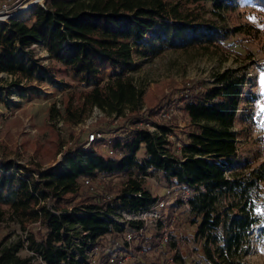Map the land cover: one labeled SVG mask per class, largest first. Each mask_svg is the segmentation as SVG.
<instances>
[{
	"label": "trees",
	"instance_id": "trees-1",
	"mask_svg": "<svg viewBox=\"0 0 264 264\" xmlns=\"http://www.w3.org/2000/svg\"><path fill=\"white\" fill-rule=\"evenodd\" d=\"M205 1L215 18L201 10ZM246 2L264 9V0H44L31 5L29 18L0 21V72L14 76L13 84L47 77L56 82L35 55L40 45L84 86L61 107L53 101L50 119L60 116L74 124L94 106L122 118L105 130V138L87 144L86 136L60 149L47 167L0 157V221L9 217L22 229L40 224L26 230L19 244L2 246L0 264H34L31 255L18 253L21 246L46 264H94L84 251L97 243L104 252L98 264H104L113 249L102 237L140 225L132 220L121 225L120 211L143 210L157 200L146 185L148 176L189 191L188 220L192 240L201 246V264H247L250 231L264 222V160L255 163L260 151L241 153L237 145L234 126L251 119L247 105L256 95L244 96L250 81L245 66L217 70L209 81H186L169 93L138 88L130 74L142 56L166 47L220 48L231 35L255 32L246 22L220 21L221 11L233 12ZM180 117L186 120L181 129ZM102 140L112 154L99 151ZM162 225L159 219L157 227Z\"/></svg>",
	"mask_w": 264,
	"mask_h": 264
},
{
	"label": "rangeland",
	"instance_id": "rangeland-1",
	"mask_svg": "<svg viewBox=\"0 0 264 264\" xmlns=\"http://www.w3.org/2000/svg\"><path fill=\"white\" fill-rule=\"evenodd\" d=\"M26 1L34 6L44 2V0H0V6L4 2L8 5L7 11L0 7L2 16L0 21L9 17L29 18L31 5L24 13L3 17V15L18 10ZM202 6L201 10L205 16L216 17L211 11L213 7L210 1L203 2ZM221 13L225 18V20L219 18L221 22L229 24L246 22L256 31L251 34L243 32L231 35L221 44L220 48L166 47L155 56H142L141 65L130 70V74L138 88H145L147 91L159 88L169 93V91H180L186 81L190 83L201 80L209 81L217 70L244 65L250 78L244 89V96L248 94L254 97V94L256 95L252 102L250 101L249 104L247 102V106L252 109L251 119L247 122H237L234 128L239 131L237 137L239 152L247 153L254 149L260 151L255 161L257 163L264 160V9L246 2L233 12L221 11ZM34 48L35 55L41 59L43 64L51 68L56 82L47 77L32 81L24 79L18 85L13 84L14 76L0 72V157L15 158L22 163L37 164L43 168L52 165L60 157V149L72 145L74 140L88 137L92 130H101L107 135L105 130L116 125L122 118L115 113L107 114L94 106L79 122L74 124L66 122L60 116L50 119L48 109L53 101L61 107L62 101H66L70 93L77 97L84 86L74 79L67 67L51 58L42 46L36 45ZM135 59H138V56H135ZM145 108L146 104L142 106V109ZM163 115H168V112H164ZM185 124L184 118H178L180 129ZM99 127H105V129H97ZM70 130L73 131L71 136H69ZM177 132L180 134L179 129ZM171 138L175 139L176 136L171 135ZM61 141L64 144H61ZM99 151L106 152V146L101 145ZM142 152L143 150L140 149L138 156H141ZM145 182L157 198L166 194L168 187L158 177L148 176ZM93 186L95 187L96 183L90 186L89 191H92ZM261 190L264 197V181ZM162 212L163 223H166L165 227L168 226L172 234L171 240L162 243L160 241L161 229L157 227V224H148L142 236L132 241L131 256L126 264H147L148 260L156 264L205 263L200 244L192 240L194 227L188 220V209L180 202L174 201L168 204ZM173 214L175 220L171 225L170 218ZM32 226L38 228L40 224L32 222L22 229L16 220L5 217L0 221V248L13 243L19 244L21 240H24L26 230ZM263 228L264 222L255 225L250 231L247 243L248 252L244 256L247 264H264ZM122 240L123 233L120 229H114L102 237L106 248ZM151 240L155 242L153 247H150ZM18 253L27 256V251L22 246Z\"/></svg>",
	"mask_w": 264,
	"mask_h": 264
},
{
	"label": "built area",
	"instance_id": "built-area-1",
	"mask_svg": "<svg viewBox=\"0 0 264 264\" xmlns=\"http://www.w3.org/2000/svg\"><path fill=\"white\" fill-rule=\"evenodd\" d=\"M7 3L4 2L1 4V8L7 11ZM106 134H104L101 130H92L87 137V144L95 139L99 138H105ZM101 145L106 146V152L108 154H112L113 150L108 145V141L102 140ZM86 183H90L89 179H85ZM165 195L160 196L157 198V200L148 208L139 210L136 212H127V211H120L119 215L116 217V221L120 222L121 225L125 224L126 221L132 220L136 223L139 222L138 227H134L133 229L126 228L122 231L123 233V240L122 242H115L114 245L111 246L113 249L112 252L108 255V257L105 259L104 264H126L127 259L131 256L130 250H131V243L134 240V238L139 237L140 234L143 232L144 228L148 224H157L159 219H162L163 212L162 210L166 209L168 207V204L180 199L182 201V204L187 209L190 208L188 203V197H189V191L187 189L184 190H171L169 188L166 189ZM175 220L174 214L170 218V224L172 225L173 221ZM39 223L38 221H35ZM166 223H163L161 226V233H160V241L163 243L168 242L171 240L172 234L170 231V228L165 227ZM170 227V226H169ZM168 228V229H167ZM26 233V232H25ZM25 251H27V255L32 256V262L34 264H46L44 259L38 255L33 249H29L26 246L24 247ZM102 252L100 250V244H94L88 249L84 251V255L87 261L92 262L94 264H98L101 262V255Z\"/></svg>",
	"mask_w": 264,
	"mask_h": 264
},
{
	"label": "bare ground",
	"instance_id": "bare-ground-1",
	"mask_svg": "<svg viewBox=\"0 0 264 264\" xmlns=\"http://www.w3.org/2000/svg\"><path fill=\"white\" fill-rule=\"evenodd\" d=\"M32 3L29 2V1H26L18 10H14L12 11L10 14H7V15H3V17H6V16H10V15H13V14H21V13H24L26 11V9L31 5ZM2 18V16L0 15V19Z\"/></svg>",
	"mask_w": 264,
	"mask_h": 264
}]
</instances>
